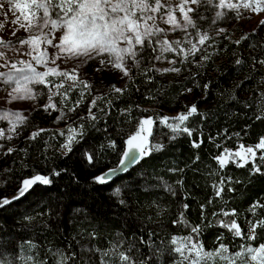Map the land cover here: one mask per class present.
<instances>
[{"label": "snow or ice", "instance_id": "snow-or-ice-1", "mask_svg": "<svg viewBox=\"0 0 264 264\" xmlns=\"http://www.w3.org/2000/svg\"><path fill=\"white\" fill-rule=\"evenodd\" d=\"M224 9L230 10L227 16ZM16 10H19L18 16ZM242 10H247L248 13L256 14L260 18L256 28L234 41L237 45L253 34L259 38V28L264 27V0H179L178 3H170L168 0H0V15L7 19L8 13L11 12L15 17L11 23L26 33L24 37H20L16 35V29H13L11 36L15 38V43L11 40L7 43V47L14 49L21 58L9 60L5 53L0 51V59L4 60L0 67L7 69L0 71V83H3L7 90L5 99L9 103L13 101L35 102L34 106L30 108V114L38 113L42 119L44 118L43 114L49 113V110L58 111L59 115L55 116L52 123L70 121L67 125L66 136L64 131L59 128L55 130V132H59L60 136L65 137L56 151L60 156L72 158L73 165L69 168L66 161H60L48 174L37 172L25 175L19 181L14 195L0 197V212L7 211L14 202H19L21 198L34 196L37 200H34L33 203L44 201L48 205L47 210H41L36 215H22V227L33 230L39 223L43 230L63 236L64 232L61 229L63 220L61 211L57 207L58 200L52 197L45 200L51 191L47 186L54 185V178L60 177L61 174L78 177L81 171L98 168L108 151L112 153L119 151L117 140L113 137L121 134L122 130L116 129L115 132H109L107 125L100 128L97 122L108 117V110L114 107V101L121 100L125 94L131 95L136 76H141L144 83L147 84L149 81L155 83L153 74L156 73L180 74L182 69L175 65L177 63L183 65L189 56H195L200 52L201 46H205L206 42L211 40V43H215V36L229 39L226 35V27H220L218 23L223 21L228 24L233 19L243 21L245 16ZM208 12L213 13L210 18L205 15ZM231 12L235 13V17L231 16ZM204 24H207V28H203ZM176 29L183 30V40L172 39L168 36L169 32H175ZM189 29L194 30L198 39L193 40ZM210 32L214 35L210 36ZM3 44V38H0V45ZM249 47L252 49L249 54L252 57L251 67L255 72L257 64L264 67V44L257 42ZM168 53H176L180 59H168L166 56ZM234 55L236 56L234 63L244 66L247 57L241 58L235 53ZM257 55L260 57L259 59L256 58ZM23 56H27L29 59H23ZM165 59H167L168 67L156 65L155 61ZM208 59L209 56L201 55L200 60L192 62L199 65ZM61 63L65 67H60ZM37 66H42L43 70H39ZM112 69L119 70L127 78L125 86L117 87L112 84L109 90L103 93V97H107L106 101L101 95L92 96L94 85L87 78L89 73L93 77L97 73L103 76L111 72ZM133 71L136 72V75H133ZM193 75L195 74L193 73ZM248 78L245 77V79ZM191 82L194 83V81ZM99 83L102 87L103 80ZM40 85L47 89V98L43 103L41 101L44 100L45 93L38 90L37 86ZM202 87L207 90L209 84L204 83ZM257 88L260 95L264 96V72L260 75ZM182 89L184 92L192 91V88L187 87L186 84L182 85ZM73 90H78L79 96L69 107L68 97ZM85 93L91 96V100L86 105L87 113L76 116L77 110L85 100ZM161 94L167 95L163 89L156 93L149 89L144 97L147 100L155 101L157 95ZM57 96L59 101L54 102L53 97ZM227 99L235 101L238 97L231 94L227 95ZM98 102H102L103 106L99 107ZM94 108L96 111H93ZM135 108L140 109V104H135ZM39 109H43V113H39ZM132 109L133 106L130 104L118 111L122 115H127L128 122H131ZM259 111L261 115H256V120L264 118V103L260 104ZM194 114L201 117L205 115V113L198 112L197 103L188 106L186 112H180L177 116L172 117L173 122L171 123H169L170 117L167 115L158 117L160 124L171 130L169 141L176 140L182 133H186L189 137L193 135V129L187 126L186 122ZM209 115H215V113ZM0 120H7L8 124L7 128L0 127V141L11 142L14 137L21 135L25 126L29 125V117L22 115L20 111L3 110ZM73 124L78 126L74 127ZM153 125L154 117L152 115H141L137 130L128 135L124 141L126 146L119 154L118 165L91 174V182L98 185L107 184L118 174L127 172L128 165H138L143 157L150 156L154 151L164 150L166 146L163 142L154 144L148 142ZM48 131L46 128L37 127L24 139L29 142L35 141L41 133ZM93 131L102 133L104 139L97 142L92 136ZM55 132L52 133L51 140L56 139ZM217 135H221V133H217ZM233 135L239 138L241 133L235 132ZM209 139L215 140V137H209ZM84 140H87L88 143L81 146L80 141ZM201 143L202 141L193 140L192 147L199 148ZM44 144L46 147L51 146L49 140H44ZM216 147L219 148L220 145L217 144ZM257 150H264V135L259 137L254 146L240 143L235 150L224 147L223 151L213 159L218 162L220 169H224L229 161L236 164L237 167H244L251 161V167L248 170L251 180L257 174L264 177V151L260 152L257 160ZM26 151L27 149L18 148L17 145L0 142V157L4 158L0 162V183L6 186L13 179L14 167L7 166L9 154L19 155ZM77 152L79 159L74 158ZM48 159L49 157L45 156V161ZM199 159L200 157L197 155L195 160ZM12 164H19L22 172L28 168L23 157H20L19 160L14 158ZM61 164L64 166L61 167ZM168 171L183 172L184 169L172 167ZM232 180L231 176L227 177L228 182ZM176 183L182 187L183 179ZM136 184V179L130 177L128 182H122L121 185L113 189V196L117 199L118 207L128 209L129 214H131L129 200ZM224 184L225 179L221 178L220 186L215 191L217 197L221 196ZM164 186L171 195H177L176 190L166 181ZM228 191H234L231 183H229ZM182 207L186 210L189 206L187 203H183ZM200 207L203 210L205 204H201ZM258 207L264 209V204L254 201L249 208L254 217L258 216ZM73 211L79 213L82 209L75 208ZM164 211L165 209L160 208L156 215L160 216ZM220 212L224 217L230 216V212L223 208L220 209ZM231 215H236L235 208L231 209ZM212 216L216 217L217 213L213 212ZM37 217H41V219L37 221ZM123 219L127 224V217ZM148 219L151 221V217ZM205 220V213L202 211L201 223L192 225L191 233L202 234L203 230L214 226L212 220L204 222ZM92 221V223L85 224L75 223L69 219L68 223L72 225L75 232L72 239L76 240V244H73L70 249L44 250L42 246L31 243L29 248L35 250L33 257L29 258L31 264H49V261L36 255L37 252H41L44 257H50V264H162V262L163 264H216L217 260L219 264H264V216L246 222L248 224L246 240L249 243L238 245L239 250L236 251H230L229 245L222 241L213 250H205V246L200 244L199 240L194 239L191 234L184 237L172 235L170 241L166 242L164 239H160V243H157L154 239V237H158L157 231L147 230V238H145L143 225L140 226L139 236L135 230H131L130 236H125L122 232L116 233L105 246L103 241L108 239L105 232L114 225V221L96 216L92 217ZM181 223L185 227L190 226L183 211L180 212L178 220H172L173 225ZM218 224L227 228L234 237L244 235L236 218L227 221L219 219ZM165 226L157 225L158 228ZM8 235L10 233L0 230V250L4 252L17 247L16 240L7 239ZM258 237L262 242L251 243ZM219 239L218 236L217 240L219 241ZM4 264H9V261L4 260ZM12 264H16L15 259Z\"/></svg>", "mask_w": 264, "mask_h": 264}, {"label": "trees", "instance_id": "trees-1", "mask_svg": "<svg viewBox=\"0 0 264 264\" xmlns=\"http://www.w3.org/2000/svg\"><path fill=\"white\" fill-rule=\"evenodd\" d=\"M259 38H264V32L259 34ZM259 38L253 34L247 40L242 41L240 45L235 44V40L219 38L215 40V43H211L210 40L206 42L205 46H201V51L195 56H189L183 65L179 63L175 65L182 69L180 74L156 73L153 74L155 83L149 81L147 84L144 83L141 76H136L131 95L125 94L121 100L114 101V107L108 110V117L97 122L100 128L107 125L109 132H115L116 129L122 130L121 134L113 137L117 140L119 151L117 153L108 151L98 168L81 171L78 177L61 174L60 177L54 178V185L47 186L51 191L45 200L48 197L58 200L57 207L61 211V219L63 220L61 229L64 235L59 236L50 231H45L39 223L33 230L22 227V215H36L41 210L46 211L48 207L44 201L33 203L37 198L26 196V198L13 204L7 211L0 212V230L10 233L6 238L14 239L17 242V247L14 250L9 249L6 252L0 250L2 253L0 264H4V260H8L9 264H12L13 259H15L16 264H31L29 258L33 257L35 251L29 248L31 243L42 246L44 250L70 249L73 244H76V240L72 239L75 232L72 225L68 223L69 219L75 223L88 224L93 222V216L114 221V225L105 232V236L108 237L103 241L105 246L116 233L122 232L125 236H130L131 230H135L139 236L141 225L144 227L145 238H147V230L154 229L157 231L158 237H154L157 243H160V239H164L166 242L170 241L172 235L184 237L190 234L205 246V250H213L221 241L229 245L230 251L239 250L238 245L249 243L246 240L248 234L246 222L264 216V209L262 208H257V217H254L249 211L254 201L264 204V177L257 174L254 179H249L248 170L251 167V161L244 167H237L236 164L229 161L224 169H220L218 162L213 157L219 155L224 147L235 150L240 143H244L246 146H254L259 137L264 135V118L255 119L256 115H261L259 108L260 104L264 103V96L260 95L257 88L264 67L257 64V70L253 72L252 57L249 55L252 52L249 45L257 42L264 44V39ZM234 53L240 55L241 58L247 57L244 66H238L234 63L236 58ZM201 55H207L209 59L202 61L199 65L192 62L200 60ZM256 58L259 59L260 57L257 55ZM133 75H136L135 71H133ZM246 76L249 78L245 79ZM89 81L94 85L92 96L101 95L103 97V93L109 90L110 85L101 88L94 79ZM204 83L209 84V89H203ZM185 84L192 88L191 92L183 91L182 85ZM236 85L240 86L235 87ZM149 89H152L154 93L163 89L167 95H157L155 101L147 100L144 94ZM226 94H235L238 99L235 101L227 99ZM78 96V90H73L69 94V107ZM103 99L106 101L107 97H103ZM90 100L91 96L85 93V100L77 110L76 116L87 113L86 105ZM53 101L58 102L59 97H53ZM192 103H197L198 112L205 113V115L201 117L194 114L186 122L187 126L193 129L191 137L182 133L176 140L169 141L167 134L170 133L165 128H159L158 125H155L150 140L153 141L160 136L166 146L164 150L154 151L150 156L143 157L137 166L107 184L98 185L91 182V174L118 165L119 154L125 147L124 141L137 127L141 115H152L155 121L157 116L165 112H186ZM130 104L133 106L132 120L128 122L127 115H122L118 109L128 107ZM135 104H140L141 108L136 109ZM98 106L102 107L103 103L98 102ZM93 111H96V108ZM39 113H43V109H39ZM210 113H215V115H209ZM57 115H59L58 111L51 110L49 113L43 114V119L38 113H31L28 116L29 125L22 129L21 135L17 137L14 143L18 148L27 149V151L19 153V155L9 154L7 166L14 167L13 179L6 186L0 183V197L13 194L19 181L25 175L37 172L48 174L60 161H66L69 168L73 167L72 158L60 156L59 152L56 151L65 137L60 136L59 132H55V130L60 127L59 129L64 131L66 136L67 128L61 127L70 122L65 120L52 123ZM73 126L78 125L73 124ZM37 127L46 128L49 131L41 133L35 141H26L24 137L30 135L31 131L36 130ZM53 132L56 135L55 140L50 139ZM235 132H240L241 136L235 137L233 135ZM217 133H221V135H217ZM92 136L97 142L104 139L102 133L93 131ZM209 137H215V140H210ZM44 140H49L51 146L46 147ZM193 140L202 141L199 148L192 147ZM86 143H88L87 140L80 141L81 146ZM217 144L220 145L219 148L216 147ZM260 152L257 151V160ZM197 155L200 157L198 161L195 160ZM45 156L49 157L47 161H45ZM20 157H23L28 164V168L24 169L23 172L20 170L19 164H12L14 158L19 160ZM74 158L79 159L78 152ZM3 160L2 157L0 162ZM63 166L61 164V167ZM172 167L184 169V171L169 172L168 169ZM228 176L233 178L231 182L227 181ZM130 177H134L137 181L129 200L131 214H129L128 209L118 207L117 199L113 196V189L121 185L122 182H128ZM221 178L225 179V184L221 196L217 197L215 191L220 186ZM181 179H183L182 187L176 183ZM165 181L176 190L177 195L173 196L167 191L164 186ZM229 183L234 188L232 192L228 191ZM183 203H187L189 206L186 210L182 207ZM201 204H205L203 210L200 207ZM75 208H80L82 211L76 213L73 211ZM160 208L165 209V211L157 216L156 213ZM221 208L229 211L230 216L224 217L223 213L220 212ZM232 208L236 209L235 216L231 215ZM182 211L185 218L190 222L188 227L182 223L179 225L172 224V220L179 219V214ZM202 211L206 217L204 222L212 220L214 226L203 230L202 234L191 233V226L201 223ZM213 212L217 213L216 217L212 216ZM117 213L119 214L117 215ZM86 216L87 219H85ZM124 217H127V224H125ZM149 217H151V221H149ZM231 218H236L241 225V230L244 233L241 237H234L227 228L219 226V219L227 221ZM40 219L41 217H37V221ZM158 224L166 226L158 228ZM218 236L219 241L217 240ZM260 242L262 241L258 237L256 241L251 243L258 244ZM36 255H40L50 264V257H44L41 252H37ZM97 259L99 258L97 257Z\"/></svg>", "mask_w": 264, "mask_h": 264}, {"label": "rangeland", "instance_id": "rangeland-1", "mask_svg": "<svg viewBox=\"0 0 264 264\" xmlns=\"http://www.w3.org/2000/svg\"><path fill=\"white\" fill-rule=\"evenodd\" d=\"M168 2L172 3H178L179 0H168ZM226 14V16L229 14L230 10L228 9H224L223 10ZM244 12V16L245 19L243 21H238L233 19L231 23L225 24L223 21L218 23V26L220 27H226L227 31H226V35L229 37V40H238L240 39L242 36L245 35V33H250L251 30L253 28H256L258 25V21H259V16L256 14H250L247 12V10H242ZM16 15H19V10H16ZM205 15L207 17H211L213 15L212 12H208L205 13ZM177 16L179 17V13L177 11ZM231 16L235 17V13L231 12ZM15 17L12 15L11 12L8 13V18L5 19V17L3 15H0V38H3L4 44L0 45V51H3L6 55V57L9 60L12 59H18L21 58L20 55L18 53H16L14 51V49H10L7 47V43L8 41H13V43H15V38L13 36H11V32L13 31V29H16V35L20 36V37H24L26 35V33H24V31L22 29H18V26L13 25L11 23V20L14 19ZM164 27H171V26H165V25H161ZM203 28H207V24L203 25ZM189 32L192 33V38L193 40L198 39L195 36L194 30L189 29ZM264 32V27L259 28V34ZM210 36H213L214 34L212 32L209 33ZM168 36L172 39H184V34H183V30L182 29H176L175 32H169ZM215 40L222 38L219 36H215L214 37ZM18 46V45H17ZM166 56L168 57V59H178L180 57L176 56V53H168L166 54ZM23 59H29V57L27 56H23ZM4 60L0 59V64H3ZM156 65L158 67H168V63H167V59L165 60H160V61H155ZM39 70H43L42 66H37ZM60 67H65L64 64H60ZM6 68L0 67V71H6ZM159 74V73H158ZM170 74V73H167ZM83 76V74H81ZM89 80L94 79L99 85H100V81L103 80V86L101 88H105L107 85H112L115 84L117 87H124L125 84L127 83V78L123 76V74L116 69H112L111 72L104 74L103 76H101V74L97 73V75L95 77H93L91 75V73H89L88 77ZM101 86V85H100ZM49 87H51V85H49ZM38 90H42L45 93V97L44 100L41 101V103L46 101L47 98V89H45L42 85L37 86ZM55 90V89H53ZM7 96V90H6V86L3 83H0V114H2L3 110H10V111H20L22 115L25 116H29L30 115V108L32 106H34L35 102H23V101H13L11 103L7 102V100L5 99V97ZM51 111V110H49ZM180 112H175V113H169V112H165L162 115L159 116H163V115H167L168 117H170L169 123L173 122L171 120L172 117L177 116V114ZM156 117V120L154 121V125H158V127H163L165 128L168 133L167 136L169 137L172 133L171 130L168 129L165 125L160 124L158 117ZM70 123V122H69ZM67 123V125L69 124ZM67 125L61 128H67ZM0 127L3 128H7L8 124H7V120H0ZM138 127V125H137ZM137 127L134 129V131L131 133L133 134L136 130ZM60 128V127H59ZM153 132V129H152ZM68 133V129L67 132ZM166 134V133H165ZM67 135V134H66ZM152 134L149 135L148 137V142L149 144H154L157 142H162V139L160 136H158L157 138H155L153 141L150 140ZM17 137H14V139L11 142H7V141H0V142H5V143H10L12 145H14V143L16 142ZM257 151H262V150H257ZM2 157H0L1 159ZM216 264H219V261L217 260Z\"/></svg>", "mask_w": 264, "mask_h": 264}, {"label": "water", "instance_id": "water-1", "mask_svg": "<svg viewBox=\"0 0 264 264\" xmlns=\"http://www.w3.org/2000/svg\"><path fill=\"white\" fill-rule=\"evenodd\" d=\"M125 146H126V145H125ZM141 160H142V159H141ZM141 160H140V161H141ZM139 163H140V162H139ZM139 163H138V164H139ZM135 166H137V165H128V166H127V167H128V171L131 170V169H133ZM128 171H127V172H128ZM127 172H122V173L118 174L117 177L123 176V175H125ZM117 177H116V178H117ZM14 194H15V192H14L13 194H11L9 197H11V196L14 195ZM22 199H23V198H21V200H22ZM21 200H20V201H21ZM15 203H17V202H14L13 204H15Z\"/></svg>", "mask_w": 264, "mask_h": 264}]
</instances>
